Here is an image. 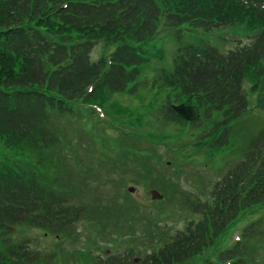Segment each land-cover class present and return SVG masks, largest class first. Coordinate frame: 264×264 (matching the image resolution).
<instances>
[{
  "label": "trees",
  "instance_id": "trees-1",
  "mask_svg": "<svg viewBox=\"0 0 264 264\" xmlns=\"http://www.w3.org/2000/svg\"><path fill=\"white\" fill-rule=\"evenodd\" d=\"M229 25L251 32V43L226 52L204 43L180 44L171 68L149 62L151 48L163 55L154 47L159 31L211 33ZM97 40L115 48L91 62ZM263 77L264 0H0V144L18 155L0 164V233H11L8 227L14 226L60 235L80 219L81 207L66 205L53 188L70 160L64 153L70 143L57 118L95 117L92 105L113 115L115 93L143 99L145 112L138 116L144 118L158 102L144 96L156 89L155 98L163 94L198 105L199 121L206 119L209 131L194 146L224 152L233 146L232 130H244L237 120L249 106L245 79L255 89ZM161 108L165 120L181 123L170 107L162 103ZM143 168L150 171L147 164ZM195 206L198 221H189L172 239H159L162 244L140 255L139 262L129 250L94 264L252 261L247 248L264 245V124L248 136L244 158L213 184L210 200ZM240 224L239 241L220 245ZM52 258L24 241H0V264Z\"/></svg>",
  "mask_w": 264,
  "mask_h": 264
},
{
  "label": "rangeland",
  "instance_id": "rangeland-1",
  "mask_svg": "<svg viewBox=\"0 0 264 264\" xmlns=\"http://www.w3.org/2000/svg\"><path fill=\"white\" fill-rule=\"evenodd\" d=\"M194 33L199 36L195 38ZM201 39L222 47L223 52L238 43L250 42L248 32L241 27L220 29L210 34L196 31L190 37L166 29L154 40V47L164 54L159 57L151 48L149 62L172 64L174 46L182 43L200 45ZM112 47L103 40L95 41L90 60L104 58ZM144 65L146 63L141 66V73ZM150 72L154 75L155 70ZM249 85L244 83V88L254 107L241 120L244 130L238 126L232 130L230 144L233 146L224 152L212 153L206 148L193 147L209 131L206 119L184 124V128L164 123L161 105L165 100L160 96L154 98L158 101L157 106L149 109L150 114L144 118L138 116L145 112L143 99L127 93L112 95L113 115L96 112L97 116L91 118H57L59 129L70 143L64 148L70 160L66 170L58 175V179H62L54 182L53 188L66 205L81 207L80 219L60 235L18 227L8 235L1 233L3 239L11 243L28 241L41 254H53L50 262L38 264H94L97 258L124 254L130 249L135 255H141L160 246L163 241L159 239H172L189 221H198L200 214L195 212V205L207 198L210 200L215 181L244 158L248 136L264 124V110L255 106L264 104V97L260 99L249 94ZM144 97L150 99L146 94ZM117 110L122 111L116 116L118 124H115L120 132L103 123L107 121L112 125ZM160 139L163 142L153 144L155 151L144 149L151 146L148 143ZM17 157L14 150L0 144V164L11 163L9 160ZM166 161L172 163L166 165ZM144 162L149 164L152 174L143 168ZM129 186L134 188L133 192L127 191ZM233 233L226 240H219V244L228 246ZM248 249L253 260L247 264H264V245L260 250H256V246L248 247L247 252ZM202 258L203 255L198 263Z\"/></svg>",
  "mask_w": 264,
  "mask_h": 264
},
{
  "label": "water",
  "instance_id": "water-1",
  "mask_svg": "<svg viewBox=\"0 0 264 264\" xmlns=\"http://www.w3.org/2000/svg\"><path fill=\"white\" fill-rule=\"evenodd\" d=\"M174 109L186 120L196 119L199 116L198 109L196 107L179 105L175 106ZM129 191H133V188H129Z\"/></svg>",
  "mask_w": 264,
  "mask_h": 264
}]
</instances>
